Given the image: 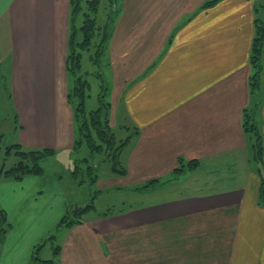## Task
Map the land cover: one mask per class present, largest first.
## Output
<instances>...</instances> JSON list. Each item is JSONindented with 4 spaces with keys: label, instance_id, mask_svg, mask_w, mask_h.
<instances>
[{
    "label": "crops",
    "instance_id": "1",
    "mask_svg": "<svg viewBox=\"0 0 264 264\" xmlns=\"http://www.w3.org/2000/svg\"><path fill=\"white\" fill-rule=\"evenodd\" d=\"M206 1L117 2L106 50L109 124L136 135L120 154L126 175L110 178L123 183L106 185L108 176L97 186L102 193L157 181L154 200L120 217L59 227L80 207L67 195L71 171L63 178L58 160L74 145L69 0H0L9 146L54 151L40 175L16 180L0 168V264H29L34 232L54 228L55 264H264L259 167L243 131L254 19L264 21V0H218L201 9ZM261 85L255 118L264 161V71ZM3 137L0 128V143ZM180 158L198 166L174 174Z\"/></svg>",
    "mask_w": 264,
    "mask_h": 264
},
{
    "label": "trees",
    "instance_id": "2",
    "mask_svg": "<svg viewBox=\"0 0 264 264\" xmlns=\"http://www.w3.org/2000/svg\"><path fill=\"white\" fill-rule=\"evenodd\" d=\"M109 12L106 15L105 24L97 23V13L102 0H69V34L67 38V55L65 60V69L69 79V91L67 100L73 109V125H74V145L72 150H78L85 147L90 156H98L103 154L104 163L110 164V174L112 176L124 177L126 169L120 161V154L124 147L129 144L130 140L136 132L123 140L117 141L115 134L109 124L110 103L105 101L107 88L102 72H100V59L107 50L108 41L110 38L109 25L112 24L114 16L120 9L117 7L118 0H105ZM218 0H209L202 4L201 9L208 8L214 5ZM259 8L261 4L257 5ZM256 8V7H255ZM257 10V8H256ZM81 18L80 24L77 21ZM89 60L92 64L98 66L96 78L99 80L100 91L97 95L98 107L95 110L86 111L85 100L90 89L88 80L81 75V60L84 52L88 53ZM250 76L248 79L249 94L251 96V106L243 111V131L251 143L252 159L261 165L264 169L262 161L263 155V136L256 123L255 112L258 107L256 100L263 94L261 80L264 71V21L259 18L254 19V34L251 41L249 54ZM80 73L79 75H77ZM13 152L17 157V162L9 169L4 170L5 176L19 180L29 175H40L42 172V163L54 155V151L49 149L25 150L19 144L11 145L6 148L5 154ZM88 158L80 160L87 162ZM198 166L197 161H188L183 163L180 158L178 167L173 171L178 174L187 168L190 170ZM90 167H87L86 175H90ZM82 171L80 164L75 163L71 175L76 182L78 172ZM260 184H259V203L264 206V178L259 169ZM83 180V179H82ZM79 180L77 185H81ZM94 179H90L89 186L92 187ZM96 181V175H95ZM157 181H151L142 187H148L150 184H157ZM94 184V183H93ZM96 197L90 194L88 205L81 210L93 209V199ZM75 217L64 215L58 222V226H72L77 224ZM54 236H51L48 241L51 242ZM42 244L37 247L40 248ZM54 254L57 255L59 246L53 247ZM45 264H55L52 260L43 261Z\"/></svg>",
    "mask_w": 264,
    "mask_h": 264
},
{
    "label": "rangeland",
    "instance_id": "3",
    "mask_svg": "<svg viewBox=\"0 0 264 264\" xmlns=\"http://www.w3.org/2000/svg\"><path fill=\"white\" fill-rule=\"evenodd\" d=\"M121 2L122 0H118ZM118 2V3H119ZM109 12L108 5L105 0H102L98 13H97V23L99 25L105 24L106 22V15ZM81 18L79 17L77 23L80 24ZM93 49H91L90 52L86 53L84 52L82 54V60H81V75H84L83 78L88 80L90 84V89L88 91L89 97L85 100V109L86 111L95 110L98 107V101H97V95L100 91L99 88V80L96 78L98 66L95 64H92L89 60V55L92 54ZM100 72L103 74L105 87H108L109 85V68H108V62H107V56L106 51L105 54L100 59ZM78 73L77 75H79ZM0 82H2V72L0 74ZM0 91H2V88L0 87ZM1 93V92H0ZM2 93L0 94V128L5 134V137H3L1 143H0V168L9 169L12 167L16 162V157L14 156L13 152H11V155L6 156L5 151L6 147L10 145V137L11 135L8 134V130L10 129V123H7V118L9 119V111L6 103V97L2 96ZM105 101L109 102V96L108 93H106ZM256 115V112H255ZM122 124H118L115 128L112 129L113 133L115 134V138L117 141L123 140L130 136L131 131L120 127ZM85 158H88L87 162H80V160H83ZM104 156L103 154H100L98 156H90L89 151L85 147H81L78 150H72L71 155L67 157H61L59 158V162L63 166V170L61 171V174L63 178L65 177V171L67 168H69V172L73 171V166L75 163L80 164L82 171L78 172V179H76V182L73 180L74 188L72 191L68 192L67 195L69 198L75 200V204L78 203V208L84 209L88 203L89 199L87 200V194L88 192H91V195L93 194L96 198L93 199V209H85L82 213L81 212H75L74 208H70V211L68 212V215L71 217H75V219L78 221L77 224L87 223L91 221L92 219H95L98 221V219H106L111 217H120L123 213L131 211V208H136L139 204L151 202L154 200L153 195H155V192H153V188H155V184H150L148 187H142V186H133V187H124V189L117 190L115 187H106L103 189L102 193L99 190V187L97 186V181L102 177H117L112 176L110 174V164L104 163ZM50 158H47L43 163L42 167L47 170L48 166L50 165ZM253 160V159H252ZM262 161H263V155H262ZM254 162V160H253ZM257 167L261 170L262 177L264 178V169L261 165H258V163L254 162ZM264 163V161H263ZM87 167H90V175L87 176L86 169ZM70 172V173H71ZM95 175H96V181H95ZM122 178L120 176L117 177ZM83 179V180H82ZM90 179H94L93 183L91 184L92 187L89 186ZM81 181V185H77L78 181ZM106 182V185L110 184L112 186H118L119 184L123 183L122 181H111ZM67 185V182H65ZM102 185V184H101ZM103 186V185H102ZM153 187V188H152ZM174 187H177L176 185ZM127 188V189H126ZM165 189V188H164ZM176 189V188H175ZM144 190L146 193H144ZM152 190V192H150ZM166 190H171V188H167ZM99 192L101 193L100 195ZM123 206V207H122ZM133 210V209H132ZM76 215L74 216V214ZM98 218V219H97ZM105 221V220H102ZM94 222V221H93ZM74 224V225H77ZM72 225V226H74ZM2 224H0L1 228ZM62 227V226H60ZM64 227H71V226H64ZM1 233V232H0ZM45 230H36L34 232L35 241L38 240L36 243L37 245L34 247V251L32 254V260L29 261V264H45L43 261L52 260L54 263L57 260V256L54 254L53 247L58 246V240H57V234L58 229L54 228L52 229L48 234H44ZM44 234V235H43ZM2 237V234H0ZM54 236V239L51 242L48 241V239ZM42 244L40 248L37 246Z\"/></svg>",
    "mask_w": 264,
    "mask_h": 264
},
{
    "label": "water",
    "instance_id": "4",
    "mask_svg": "<svg viewBox=\"0 0 264 264\" xmlns=\"http://www.w3.org/2000/svg\"><path fill=\"white\" fill-rule=\"evenodd\" d=\"M80 210H83V209H80V208H78V207H75L74 208V211L77 213V212H80ZM76 213L74 214V216L76 215Z\"/></svg>",
    "mask_w": 264,
    "mask_h": 264
}]
</instances>
